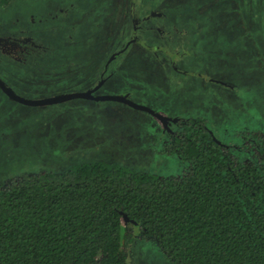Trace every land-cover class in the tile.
<instances>
[{
  "label": "rangeland",
  "instance_id": "rangeland-1",
  "mask_svg": "<svg viewBox=\"0 0 264 264\" xmlns=\"http://www.w3.org/2000/svg\"><path fill=\"white\" fill-rule=\"evenodd\" d=\"M0 79L26 99L103 80L96 94H126L172 118L206 117L240 146L246 130L264 128V0H12L0 6ZM167 131L120 101L38 106L0 88V183L94 160L181 175L183 158L164 152ZM129 227L128 264H173Z\"/></svg>",
  "mask_w": 264,
  "mask_h": 264
},
{
  "label": "trees",
  "instance_id": "trees-1",
  "mask_svg": "<svg viewBox=\"0 0 264 264\" xmlns=\"http://www.w3.org/2000/svg\"><path fill=\"white\" fill-rule=\"evenodd\" d=\"M175 118L164 152L181 175L94 160L0 183V264H128L130 225L173 264H264V128L234 146Z\"/></svg>",
  "mask_w": 264,
  "mask_h": 264
},
{
  "label": "water",
  "instance_id": "water-1",
  "mask_svg": "<svg viewBox=\"0 0 264 264\" xmlns=\"http://www.w3.org/2000/svg\"><path fill=\"white\" fill-rule=\"evenodd\" d=\"M0 87L11 98L18 100L20 102H24L26 104H31V105H45V104H50V103H57V102H62V101L72 99L75 97H86L87 99H96V100H116V101L126 103V104H128V105H130L136 109H142V110H146V111L153 113L156 117H158L159 119H161L164 122L166 128H169L168 123L170 120H174V121L178 120V118H172L169 116H165L159 112H156L154 109H152L149 106L137 104L133 100L129 99L126 95L95 96L92 91L86 90V91H72V92H68L65 94L56 95V96H52V97H48V98L26 99V98L20 97V96L16 95L15 93H13V91L8 87V85L4 81H2L1 79H0ZM124 220L126 222L129 221V218L127 217L126 214H124Z\"/></svg>",
  "mask_w": 264,
  "mask_h": 264
},
{
  "label": "flooded vegetation",
  "instance_id": "flooded-vegetation-1",
  "mask_svg": "<svg viewBox=\"0 0 264 264\" xmlns=\"http://www.w3.org/2000/svg\"><path fill=\"white\" fill-rule=\"evenodd\" d=\"M115 55L116 54H114V57H115ZM108 70H110V68H105L104 69V73H106ZM102 84H103V80L101 81V83H98L94 88H89V89H85V90H81V91H92L93 92V94L95 95V96H103L104 94H96V91L99 89V88H101L102 87ZM9 87V86H8ZM1 88V87H0ZM10 88V87H9ZM2 89V88H1ZM11 89V88H10ZM3 90V89H2ZM3 92L5 93V94H7L4 90H3ZM129 94V93H128ZM110 95V94H109ZM126 95V94H125ZM9 96V95H8ZM104 96H107V95H104ZM127 96V95H126ZM10 97V96H9ZM129 99H131L129 96H127ZM84 98H86V97H84ZM13 99V98H12ZM87 99V98H86ZM15 100V99H14ZM94 100H96V99H94ZM132 100V99H131ZM16 101H18V100H16ZM134 101V100H133ZM31 105V104H30ZM39 106V105H38ZM175 118V117H174ZM168 126L170 127V123H168ZM171 128V127H170ZM168 131H171V129H169V128H166Z\"/></svg>",
  "mask_w": 264,
  "mask_h": 264
}]
</instances>
